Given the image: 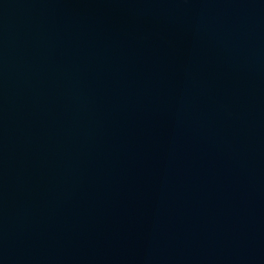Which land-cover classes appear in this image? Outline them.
<instances>
[{"label":"water","instance_id":"water-1","mask_svg":"<svg viewBox=\"0 0 264 264\" xmlns=\"http://www.w3.org/2000/svg\"><path fill=\"white\" fill-rule=\"evenodd\" d=\"M0 264H264V0H0Z\"/></svg>","mask_w":264,"mask_h":264}]
</instances>
